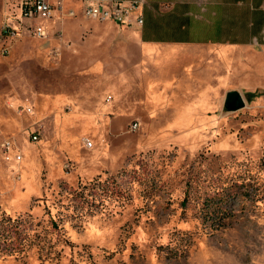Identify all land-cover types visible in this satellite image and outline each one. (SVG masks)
<instances>
[{"label": "rangeland", "instance_id": "374dc122", "mask_svg": "<svg viewBox=\"0 0 264 264\" xmlns=\"http://www.w3.org/2000/svg\"><path fill=\"white\" fill-rule=\"evenodd\" d=\"M90 23L63 10L0 52V264H264V104L165 127L120 81L134 66L90 58Z\"/></svg>", "mask_w": 264, "mask_h": 264}, {"label": "crops", "instance_id": "0c3cea01", "mask_svg": "<svg viewBox=\"0 0 264 264\" xmlns=\"http://www.w3.org/2000/svg\"><path fill=\"white\" fill-rule=\"evenodd\" d=\"M111 1L137 2L138 7L130 25L90 19L92 38H99L90 41V58H99L94 50H101L103 59L134 66V74L121 72L120 81L126 87L134 85V95L140 94L143 106L167 108L172 120L165 127L193 128L202 122H220L227 112L225 100L230 91L240 92L253 107L264 104V0ZM22 2L0 0V32L7 26L19 32L18 37L7 39L10 49L14 41L35 36L33 20L21 16ZM85 6L67 0L64 12L82 17ZM60 14L48 21L37 18L36 26L44 25L49 34ZM66 102L67 98L60 97L56 105ZM75 114L56 118L61 134L63 128L77 122ZM22 150L32 152L29 146Z\"/></svg>", "mask_w": 264, "mask_h": 264}, {"label": "built area", "instance_id": "2783aa9c", "mask_svg": "<svg viewBox=\"0 0 264 264\" xmlns=\"http://www.w3.org/2000/svg\"><path fill=\"white\" fill-rule=\"evenodd\" d=\"M67 0H56L55 3H51L50 0H23L21 4V16L23 19L36 20L41 18L44 21L52 20L55 18L57 12L64 10V3ZM81 1L86 4L84 9V16L86 18L98 21H110L120 25H130L132 14L137 9V2H129L123 4L120 2H112L111 0H73ZM74 13H71L73 15ZM140 24L143 23L142 19L138 21ZM33 33L40 39H46L48 36L47 29L44 25L35 26ZM19 32L12 29L11 27H5L0 32V47L3 55L10 54V47H7L6 41L10 37H18ZM32 110L29 108L28 110ZM38 133H33L31 140L39 141ZM1 149L5 160L9 161L10 152L12 150V140H6L1 143ZM18 160H22V156H18Z\"/></svg>", "mask_w": 264, "mask_h": 264}, {"label": "bare ground", "instance_id": "6f19581e", "mask_svg": "<svg viewBox=\"0 0 264 264\" xmlns=\"http://www.w3.org/2000/svg\"><path fill=\"white\" fill-rule=\"evenodd\" d=\"M22 160H23V157H22ZM22 160L20 161V162H16V163H18V164H20L21 162H22ZM35 160V159H34ZM32 162L34 163V161L32 160V158H31V156H30V152L29 151H27V158H26V164H27V168L26 169H24V170H22V171H20V173L21 174H23V176L27 179V180H30V178H29V175H30V173L32 172ZM36 166V165H35ZM17 167V166H16ZM14 169V168H13ZM16 169V168H15ZM15 171V170H14ZM19 173V172H18ZM24 183H22V185H23ZM28 186V185H27ZM26 186V187H27ZM30 186V185H29ZM25 187V188H26ZM27 189V188H26ZM16 191V190H15ZM32 191H33V188L32 187H28V189H27V191H25L22 195H18V194H16L15 193V195H17L16 197L14 196V199H12V203H13V205L15 206V207H17V205H19L18 207H21L20 206V204H19V202H20V200H22V197L23 198H28L31 194H32ZM2 192V191H1ZM12 192V191H11ZM18 192H20V190H18ZM21 192H23V191H21Z\"/></svg>", "mask_w": 264, "mask_h": 264}, {"label": "water", "instance_id": "95a60500", "mask_svg": "<svg viewBox=\"0 0 264 264\" xmlns=\"http://www.w3.org/2000/svg\"><path fill=\"white\" fill-rule=\"evenodd\" d=\"M246 107L244 96L238 91H230L226 95L225 109L228 112H237Z\"/></svg>", "mask_w": 264, "mask_h": 264}]
</instances>
